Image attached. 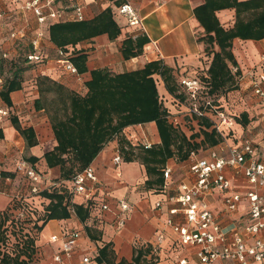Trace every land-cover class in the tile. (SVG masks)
<instances>
[{
  "label": "crops",
  "instance_id": "obj_1",
  "mask_svg": "<svg viewBox=\"0 0 264 264\" xmlns=\"http://www.w3.org/2000/svg\"><path fill=\"white\" fill-rule=\"evenodd\" d=\"M126 1L132 5L141 25L130 26L126 18L116 13V8ZM204 3L205 0H56L53 4L54 9L63 11L69 17V21H72L77 7H82L84 20H92L110 7L114 19L121 27V35L114 41H111L108 35H101L90 41L81 42L75 47H69L65 51L69 53V59L78 52L88 56L89 71L79 76L72 75L58 65L59 58L47 63L44 60L34 63L36 65L34 67L26 63L23 67L25 70L19 78L21 89L10 94L12 105L8 106L1 97V91L4 90L8 81L14 79L17 67L24 64L21 65L20 61L17 62L18 60L8 63L7 60L13 61L26 49L32 50L31 53H33L32 43L35 40L39 42L43 58L46 48L58 49L51 43L49 34L50 25L57 22L48 21L46 24H39L33 12L22 11L12 0H0V44L3 52L8 55L7 58L0 55V111L13 115L8 117L0 114V172L4 173L0 184V214L9 210L12 200L24 189L25 181L15 170L16 163L20 159H25L31 166L41 171L51 183H62L65 187L71 186L70 180L61 179L60 168L50 169L44 159V155L57 146V140L48 115L44 114V110H36L34 106L35 100L39 98L37 79L40 76H47L84 96L88 92L86 82L91 79L92 70L108 69L111 73L121 74L142 69L152 61H162L173 70L176 80L182 76H190L206 81L213 55L206 53V43L202 40L206 36L205 30L194 14L195 8ZM217 16L224 28L230 29L234 26L235 9L218 11ZM15 31H22L25 37L16 41L10 40V34ZM39 34L43 36L39 37ZM141 35L149 39L143 53L138 57L125 60L121 52L123 41L127 37L136 38ZM233 53L241 72L237 78L240 87L251 83L250 72L260 80L264 78V38L261 40L235 39ZM232 70L236 72L237 68L232 67ZM159 80L164 93L168 95L164 82L160 77ZM256 103L257 109H252L251 103L246 101L241 105L238 104L239 108L243 109L241 114L237 112L233 114L237 121L234 139L246 136L254 139L260 145V155L264 160V137H261L259 132L264 121L258 101ZM243 114L248 116V125L240 123L243 119L239 121ZM14 117L19 120L23 128L34 129L38 141L35 146L27 145L25 138L13 125ZM141 127L147 131V134L144 131L142 135L145 134L146 138L150 136L153 145L161 142L157 126L153 122L126 128L124 134L131 143L136 142L135 137L138 138V134L134 131ZM200 140L196 138L197 142ZM118 148V139L110 141L91 165L95 169L100 187L96 198L106 202L112 210L116 208L115 203L118 199H126L133 205L132 215L125 227L119 229L113 224L112 213L99 210L94 211L91 214L94 218H89L85 223L81 222L74 212L69 219L51 220L41 232L42 239L38 242L34 260L30 264H57L53 257L59 250L60 242L51 244L49 241L52 236L61 238L63 229L82 233L70 264H82L84 257L94 254L97 255L94 264H106L100 263L98 259L100 250L107 244H112L117 262L122 259L131 262L135 248L151 245L152 252L147 259L155 257L152 264H178L182 259H187L188 264H200L194 250L181 245L176 235L169 228L165 229L164 221L168 217L170 204L164 205L162 211L155 208L157 202H166V190L163 187L147 190L145 182L148 176L145 167L137 161L123 160L122 165L117 167L113 158ZM35 158L38 159L37 162H33ZM168 163L174 169L173 188L179 181L189 176V161L176 163L175 159H171ZM233 187L240 192L251 188L240 180L234 182ZM223 198L222 194L215 193L208 200L211 209L222 217L224 231L230 235L248 222L247 205L243 203L239 211L234 214H224L222 212ZM72 203L82 205L86 209L88 205H91L83 197L74 195ZM176 220L181 221L182 216H177ZM51 224H55L57 228H52ZM162 229H164L166 240L156 251L154 245H156L157 234ZM216 264L234 263L224 261Z\"/></svg>",
  "mask_w": 264,
  "mask_h": 264
},
{
  "label": "trees",
  "instance_id": "obj_2",
  "mask_svg": "<svg viewBox=\"0 0 264 264\" xmlns=\"http://www.w3.org/2000/svg\"><path fill=\"white\" fill-rule=\"evenodd\" d=\"M226 9H235L236 20L230 29L224 28L217 16L218 11ZM194 14L205 30L206 36L202 40L206 43V53L213 55L206 79L211 88L210 93L214 95L237 90L239 88L237 78L241 72L233 53V42L235 39L264 38V0H205L204 4L195 8ZM49 34L50 41L55 47L67 51L69 47H75L81 42L90 41L101 35H108L109 39L114 41L121 35V27L114 19L112 9L108 7L92 20L54 23L49 27ZM148 43L149 39L145 35L127 37L121 47L124 59L130 60L140 56ZM87 60L88 56L81 52L70 57L79 74L89 71ZM26 61L29 62L28 59ZM232 67L237 68V71L233 72ZM24 70L23 67H17L14 79L8 81L1 91V97L8 106L12 105L10 94L21 89L19 78ZM159 77L170 95L181 96L178 95L180 86L173 70L162 61H152L142 69L121 74L111 73L108 69L92 70L91 79L86 82L88 92L84 96L47 76H40L37 79L39 98L35 100L34 106L36 110L49 112L57 140V146L44 155L47 166L50 169L59 167L61 179L71 180L92 164L106 144L118 139L123 160L125 162L139 160L145 167L148 176L145 186L147 190H151L163 187V169L169 160L177 157L183 162L188 160L191 151L219 144L222 139L215 131L202 129L203 126L207 130L210 129L212 124L207 119L199 121L201 130L190 137L175 127L159 93L157 84ZM48 96L52 97L49 99ZM50 105L57 106L55 113H51ZM241 118L243 119L239 120L241 124H249L247 114H243ZM12 122L28 146H35L38 143L33 128H23L16 117ZM153 122L157 126L161 142L149 149L144 146L136 147L124 134L128 127ZM196 138L201 140L197 142ZM33 160L38 161L36 158ZM72 198L69 188L60 185L28 202L12 201L11 204L15 202V208L24 206L26 209H34L32 212L34 218L30 219L29 210V216L22 221L15 220L10 209L0 214V229H4L3 232L6 233L4 238L0 237V264L33 262L36 254L35 236L37 234L38 237L41 236L44 227L51 220L69 219L73 212L83 223L91 217L94 218L89 207L88 210L82 205L72 203ZM45 202H47L45 208L40 209L38 204ZM38 211L43 212V219L37 216ZM25 221L30 222L28 226L31 230H26L28 236L21 241L24 243L22 252L11 253L1 242L5 240V236L8 240L11 234L24 231L27 226ZM151 252V245L137 247L134 249L131 262L126 259L117 262L112 244H107L100 250L98 261L106 264H152L155 257L147 259Z\"/></svg>",
  "mask_w": 264,
  "mask_h": 264
},
{
  "label": "built area",
  "instance_id": "obj_3",
  "mask_svg": "<svg viewBox=\"0 0 264 264\" xmlns=\"http://www.w3.org/2000/svg\"><path fill=\"white\" fill-rule=\"evenodd\" d=\"M22 11H31L37 17L39 24L51 22H66L69 17L60 10H55L53 4L56 0H12ZM116 13L127 19L130 26H139L141 21L136 15L132 5L126 1L116 8ZM74 21L85 19L82 7L74 11ZM43 34H39L42 37ZM25 37L22 31L12 32L9 39L16 41ZM34 52L28 54L30 63L43 62L38 40L33 41ZM57 60L64 70L72 75L79 76L77 68L69 59V53L60 51ZM0 55L7 58L0 44ZM264 61V59H263ZM250 87L258 101L264 121V78L258 79L249 73ZM180 92L188 97L191 102L186 108L187 115L193 123L199 127V121L207 119L212 125L206 131H215L221 137V142L214 147L200 148L191 151L189 161V176L179 181L172 188L174 169L169 163L163 169L164 186L166 190V202H157L155 208L162 211L164 205L170 204L168 217L164 221V227L169 228L176 235L178 242L194 250L200 264H216L229 261L234 264H264V160L260 155V145L251 137L235 138L236 117L217 107L212 100L211 88L201 78L182 76L178 79ZM181 103V102H180ZM7 116L8 112L0 111ZM175 127H177V124ZM143 133V132H142ZM138 134L139 140L147 149L153 144L148 142L146 135ZM134 138V137H133ZM117 167L123 163L119 148L113 158ZM16 173L25 181L24 189L17 194L12 201L20 203L28 202L45 191L59 187L35 167L31 166L25 159L16 163ZM3 176L0 173V184ZM243 181L251 188L240 192L234 189L233 183ZM68 187L74 196H81L89 202L91 213L99 210L112 213L113 224L119 229L124 228L132 215L133 205L126 199H118L116 208L112 210L106 202H101L97 197L100 187L95 169L92 165L77 173ZM215 193H220L223 198V213L234 214L239 211L241 205H247L249 220L242 227L237 228L232 234L224 231L222 217L212 209L208 198ZM93 203V204H92ZM92 206V207H91ZM97 208V209H96ZM11 214L15 220H24L29 216L34 218V209L26 207L15 208V202L10 206ZM29 210V212H28ZM181 215L182 220L176 217ZM94 216V215H93ZM82 238L81 231H68L63 229L62 237H50V243L60 242L59 250L53 260L57 264H70L75 249ZM164 229L157 234L156 251L165 243ZM96 254L84 257L82 264H94ZM178 264H188L187 259L179 260Z\"/></svg>",
  "mask_w": 264,
  "mask_h": 264
},
{
  "label": "rangeland",
  "instance_id": "obj_4",
  "mask_svg": "<svg viewBox=\"0 0 264 264\" xmlns=\"http://www.w3.org/2000/svg\"><path fill=\"white\" fill-rule=\"evenodd\" d=\"M72 21H74V20H72ZM25 47L28 48V46H25ZM44 51H45V53H44L45 57L43 58V60L46 63L52 59L55 61L56 59L61 57L59 52L62 50H58L55 48H46ZM31 52H32V50L26 49L25 52H23L21 55H18L17 58L14 59L13 61H11V60H7V61H8V63H11V62L14 63L15 61L18 60L17 62L20 61L21 65L24 64L21 67H24L26 63H28L26 65H29L30 67H34V66H36L35 64H31V63L29 64V62H26L27 56ZM63 52H65V51H63ZM8 66H6V67H8ZM157 80H158L157 84H158L159 93H160V96L162 97V100H163V105L165 107H167V109L169 111L168 116L170 117L171 121L176 123L177 128L180 129L181 131H183L184 133H186V135L188 137H190L191 135H193L195 133H199V130H201V128L198 127L195 123H193L188 116H186L188 114L186 111V108L191 105L190 104L191 102L188 100V97L186 95H184L183 93H181L180 90L178 92V95H181V96H172L170 94L166 95L164 93V90H163V87H162L160 80L159 79H157ZM50 97H52V96H48L49 99H50ZM181 97H184V99H182ZM212 100L214 101V104L217 107H219L222 110H225L231 114H234L235 112L241 114L243 108H239L238 104L241 105V103H245V101H246V103L247 102L251 103L252 109H257L256 108L257 107V103H256L257 99H256V97L252 91V88L250 87V84L243 85L241 87L239 85V88L237 90L219 92L217 94H214V95H212ZM56 107H57L56 105H50L51 113H55ZM252 111H254V110H252ZM44 114H47L49 117V120H50L49 112L44 111ZM60 114H61V112H60ZM7 116L12 117L13 115L8 113ZM241 119H239V120H241ZM253 121H255V119H253ZM261 128L262 129H260L261 131H259V132H261V137H264V125H262ZM144 131L147 134V131L141 127L140 129L135 130L134 132L136 134H141ZM257 132H258V129H257ZM135 139L137 140L138 138L135 137ZM147 139H148V142H151L153 144V140L151 139L150 136H147ZM144 142H146L145 139H143L142 141L139 140L138 144H136L135 146L136 147L143 146L142 143H144ZM119 150H120V148H119ZM174 159H175L176 163L181 162L177 157H175ZM137 162L140 163L139 160H137ZM46 203L47 202L38 204V206L40 207V209L45 208V206L47 205ZM37 213H38L37 216L38 217L40 216V218L43 219V217H42L43 212L38 211ZM27 221H30V220H27ZM27 221L24 222L27 225V226H25L24 231H19L13 235L11 234L10 238L8 240H7V236H5V240L3 242H1V243H4L10 249L11 253L17 254V253L22 252V247H23L24 243L21 241L24 237L28 236V235H26V233H27L26 230H28V231L31 230L30 226H28V225H30V222H27ZM51 227L54 229L57 228V226L55 224H51ZM3 230L4 229H0V237L1 238L2 237L4 238V234H6L5 232H3ZM12 233H13V231H12ZM9 234L10 233L8 232V235ZM35 237H36L35 238V247L38 248V246H37L38 242L42 238H40L41 237L40 235L38 237V234ZM13 238H16L18 240L13 239ZM23 257H25V256H23Z\"/></svg>",
  "mask_w": 264,
  "mask_h": 264
}]
</instances>
